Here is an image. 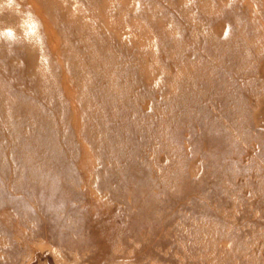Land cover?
Returning a JSON list of instances; mask_svg holds the SVG:
<instances>
[{
    "label": "rangeland",
    "instance_id": "1",
    "mask_svg": "<svg viewBox=\"0 0 264 264\" xmlns=\"http://www.w3.org/2000/svg\"><path fill=\"white\" fill-rule=\"evenodd\" d=\"M0 264H264V0H0Z\"/></svg>",
    "mask_w": 264,
    "mask_h": 264
},
{
    "label": "snow or ice",
    "instance_id": "2",
    "mask_svg": "<svg viewBox=\"0 0 264 264\" xmlns=\"http://www.w3.org/2000/svg\"><path fill=\"white\" fill-rule=\"evenodd\" d=\"M9 34H11V33L9 32Z\"/></svg>",
    "mask_w": 264,
    "mask_h": 264
}]
</instances>
